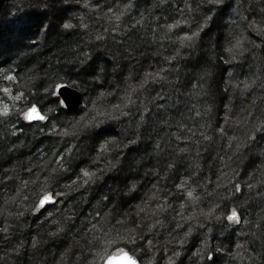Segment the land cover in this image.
Here are the masks:
<instances>
[{"label": "trees", "instance_id": "obj_1", "mask_svg": "<svg viewBox=\"0 0 264 264\" xmlns=\"http://www.w3.org/2000/svg\"><path fill=\"white\" fill-rule=\"evenodd\" d=\"M42 1L1 12L0 264H264V0Z\"/></svg>", "mask_w": 264, "mask_h": 264}, {"label": "snow or ice", "instance_id": "obj_2", "mask_svg": "<svg viewBox=\"0 0 264 264\" xmlns=\"http://www.w3.org/2000/svg\"><path fill=\"white\" fill-rule=\"evenodd\" d=\"M222 2H223V0H209V3H212V4H217V3H222ZM63 27L68 29V28H71L72 25L71 24H64ZM171 27H176V25H172ZM196 35H198V33H193V35H191V36H185V37H183V39L187 40V41H192ZM97 39H100V37H97ZM5 79L7 81H15L16 77H15V75H7V76H5ZM143 86H144V84L142 83L141 87H143ZM65 87H67V85H65L63 83L53 82L51 88L46 89V91L50 95L56 97V99L53 102L57 106L67 107L66 102L63 99H61L62 90ZM0 91H2L6 96L11 95L10 89L7 87L0 89ZM14 99H20V96H16V97H14ZM115 107L119 108V105H115ZM49 111H51V109H49ZM16 114L18 117L22 116L23 119L25 121H27L29 124L34 123V122H45V123L48 122V116L42 114L40 108L37 107L35 104L27 106L26 109H17ZM10 115H12V109L6 103H4L3 106L0 107V116L9 117ZM93 119H94V117H93ZM89 126H91V122H89V124L85 125V127H89ZM256 130L257 131L264 130V123H261L260 125H258ZM67 134L68 133L65 132V135H67ZM252 139H255V137L253 136ZM60 159H63V157H61ZM83 175L91 178V176L93 174L85 171L83 173ZM240 190H241L240 187L237 185L236 191H240ZM188 196L191 197L192 193L189 192ZM48 203H55V200H54L52 193H46V194L39 197V204H38L37 210L45 207ZM218 208H220L219 204L216 205L215 208L210 209L209 213H207L206 215L212 216L214 213H216ZM217 218H219V217H217ZM224 218L229 223H232V224H240L242 222V218L240 216V213L234 207L227 209V214L225 215ZM129 231L134 232L135 229H130ZM122 239H126L130 243H136V237L135 236L130 235L128 237H122ZM148 243L151 244V241H148ZM120 252L122 253V256L120 258V264H139V262L132 255H130L128 252L124 251L123 249H120ZM207 260L210 262L214 261L215 256L211 252H209L207 255ZM106 264H115V258L109 257L106 260Z\"/></svg>", "mask_w": 264, "mask_h": 264}, {"label": "water", "instance_id": "obj_3", "mask_svg": "<svg viewBox=\"0 0 264 264\" xmlns=\"http://www.w3.org/2000/svg\"><path fill=\"white\" fill-rule=\"evenodd\" d=\"M10 1L11 0H0V13L6 8V6L8 5V3ZM61 99H63L66 102V104H67V107H60L65 112L75 111L80 106H82L83 103H84L82 93L78 89L73 88V87H71L69 85H67V87H65L62 90V97H61ZM48 204H51V203H48ZM126 252H128V251H126ZM128 253L130 255H132L139 262V264H142L140 262V260L134 254H132L131 252H128ZM121 256H122V253H116V254L109 255V256H107L105 258V260L103 261L102 264H106V260L109 257L115 258V264H120V258H121Z\"/></svg>", "mask_w": 264, "mask_h": 264}, {"label": "rangeland", "instance_id": "obj_4", "mask_svg": "<svg viewBox=\"0 0 264 264\" xmlns=\"http://www.w3.org/2000/svg\"><path fill=\"white\" fill-rule=\"evenodd\" d=\"M33 1H35V0H33ZM42 0H36V3L37 2H41ZM52 1V0H51ZM57 1V0H56ZM74 1V0H73ZM63 2H65V3H70V1L69 0H63L61 3H63ZM77 4L78 3H82V0H76L75 1ZM33 3V2H32ZM42 3L44 4L43 6H44V8H45V10H51L50 9V7H48V6H50V0H44V1H42ZM37 4H39V3H37ZM47 4V5H46ZM59 5H60V3H59ZM59 5H57V6H59ZM41 6V5H40ZM43 6H41V7H43ZM51 6H53V4H51ZM68 13V12H67ZM7 16H3L2 15V13H0V20L2 19V20H4L5 18H6Z\"/></svg>", "mask_w": 264, "mask_h": 264}]
</instances>
